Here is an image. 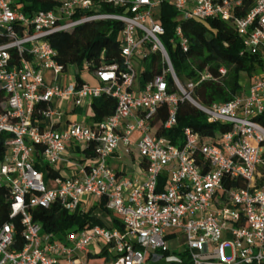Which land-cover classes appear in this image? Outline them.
Segmentation results:
<instances>
[{"label":"built area","instance_id":"2783aa9c","mask_svg":"<svg viewBox=\"0 0 264 264\" xmlns=\"http://www.w3.org/2000/svg\"><path fill=\"white\" fill-rule=\"evenodd\" d=\"M58 1L55 8L26 13L17 0H0L4 38L0 90L8 95L7 109L0 113V133L12 135L0 161V186L10 190V218L20 217L24 239L21 248L15 247V223L0 225V264H91L89 255L100 253L101 248L115 257L95 264H151V257L164 258L167 264H264V181H258L264 165V126L259 120L264 113V0ZM163 2L179 13L170 42L183 52L189 51L190 40L180 21L233 23L245 50L262 59L247 92L212 104L193 98L195 82L179 78L162 41L166 30L159 7ZM104 3L121 10L101 11ZM102 20L123 24L120 48L125 64L96 71L97 85L75 79L63 86L59 78L66 71L47 38ZM152 55L160 57V65L153 78L142 84L139 67ZM47 71L54 73L51 84L45 79ZM226 72L220 69L221 75ZM103 95L117 99L112 116L94 126L71 122L57 129L63 111L55 101L73 98L76 106H82ZM184 99L201 110L208 122L229 129L211 138L187 127L181 145L158 134L178 125ZM164 105L168 116L155 123ZM69 142L92 148L95 159L79 165L78 174L53 178L50 184L37 162L63 163ZM37 146L43 148L39 159ZM121 146L125 154L137 149L143 180L121 176L109 165ZM224 180L243 184L228 186ZM85 195L105 200L107 208L121 217L123 230L87 226L69 230L65 240L54 241L34 220V209L55 203L74 213ZM175 231L185 244L177 251L168 242ZM226 247L231 248L230 255Z\"/></svg>","mask_w":264,"mask_h":264},{"label":"trees","instance_id":"16d2710c","mask_svg":"<svg viewBox=\"0 0 264 264\" xmlns=\"http://www.w3.org/2000/svg\"><path fill=\"white\" fill-rule=\"evenodd\" d=\"M17 4L24 12L31 13L33 10L52 9L58 4V0H17ZM160 21L165 27L166 33L162 36L174 68L179 78L188 83L194 81L196 86L192 91V96L203 104L214 102H226L243 92V77L251 78L256 70L261 66L262 59L258 54L245 50V44L233 23L220 19L207 20H182L180 21L185 35L190 40V49L183 52L180 48L173 47L170 40L175 36V30L179 21L176 19L178 11L169 3L163 2L160 5ZM120 8L112 7L104 3L101 11L116 12ZM123 24L112 20L93 21L81 24L70 30L54 33L47 39L51 46L57 51L55 57L57 62L66 71L70 65H76L79 70L95 74L103 67L113 64L123 66L124 56L120 48V36ZM4 38L0 36V43ZM12 56L16 62L19 56L12 50ZM146 60L147 68L142 73L140 81L144 84L152 79L156 73V68L160 65V57L150 56ZM224 67L227 72L221 75L220 69ZM155 69V70H154ZM210 73L212 78L202 80V74ZM78 83H83L81 73L76 75ZM171 91V90H170ZM173 91V89H172ZM7 97L5 91L0 90V113L7 109ZM117 107V99L112 96L103 95L93 100L94 121L102 122L112 116ZM168 116V107L163 106L155 120L163 122ZM259 120L264 126V113ZM190 127L195 132L208 137H215L227 131L229 127L223 123H210L207 116L193 105L189 100L180 102L178 110V125L170 129H161L158 134L164 135L172 140L176 145H181L184 129ZM12 135L0 133V161L7 154L6 141ZM214 140V139H213ZM214 143H217L215 140ZM43 148L37 146L36 157L41 158ZM89 155H95L92 148H86ZM37 168L43 171L45 179L60 177V173L53 166L42 165L37 162ZM258 181H264V165L260 169ZM161 184L166 181L165 176L161 177ZM228 186L243 184L241 180H228ZM101 208L109 213L114 227L123 230L124 224L120 216L111 212L106 201L102 200ZM95 208L82 211L79 207L74 213H69L60 203H55L50 208L38 207L33 210L34 220L42 225V232L50 234L52 239L63 241L66 234L72 229H81L94 225L105 226V222L93 215ZM11 221L15 223L17 232L15 236V247L23 246V226L20 217L10 218V190L5 186H0V225ZM112 228V227H111ZM115 255L110 254L105 249L100 254H90L89 263H103L111 261Z\"/></svg>","mask_w":264,"mask_h":264},{"label":"crops","instance_id":"0c3cea01","mask_svg":"<svg viewBox=\"0 0 264 264\" xmlns=\"http://www.w3.org/2000/svg\"><path fill=\"white\" fill-rule=\"evenodd\" d=\"M88 75L89 78L83 77L84 81H87L93 85L99 84V81L95 76V74L89 73ZM66 77L67 74L59 78L63 86H66L71 83V82L67 83ZM45 79L47 83L51 84L54 79V73L52 71H47L45 73ZM54 103H56V105L60 107L61 110L63 111L62 118L58 120L56 124L57 129L65 128L71 122H79L91 126H94L97 123L94 121L93 118L94 115L93 102L86 103L82 106H76L74 102L72 104L71 101H69V99L57 100ZM94 159H95V155L87 154L85 147L81 146L76 142H69L67 145L66 161L53 167L59 171L60 176L62 177L74 176L78 174L79 165L91 164L94 161ZM109 165L121 176L134 178L138 180H143L145 178V173L143 171L141 164L139 163L138 152L136 148H134L132 154H125L123 151V147L121 146L109 159ZM50 180L48 181V183L52 184ZM101 203L102 200L99 201L93 196L85 195L83 197L80 208L82 209V211H88L92 208H95L93 215L101 218L106 224L105 227L116 228L112 223L110 214L102 210ZM86 207L88 208L84 210V208ZM95 247L97 248V250L101 248V246L99 245H96ZM105 249L106 248H101L100 253H102ZM100 253H96V254H100ZM157 260L160 259L151 257L150 261L152 263V261H157Z\"/></svg>","mask_w":264,"mask_h":264},{"label":"rangeland","instance_id":"374dc122","mask_svg":"<svg viewBox=\"0 0 264 264\" xmlns=\"http://www.w3.org/2000/svg\"><path fill=\"white\" fill-rule=\"evenodd\" d=\"M151 58V57H150ZM149 58V60H150ZM147 68V63L146 62H142L141 66L139 67L140 70V74L139 76H142L143 70ZM81 73V75L85 78H89V73L87 71H80L79 68L76 65H70L69 68L66 70V80L67 83H72L74 82V80L76 79V75ZM251 83V78L244 76L243 77V92H247L249 86ZM69 101H71V103L73 104V98H70ZM261 169V168H260ZM88 207L84 208V210H86ZM223 240H227L225 233L223 234ZM169 242V246L171 249H174L175 251L182 249L185 244L183 243V237L181 235V233L179 231H175L174 236L171 237V239L168 241ZM226 253L227 255L231 254V248L230 247H226ZM151 264H167L166 260L160 259L157 261H152Z\"/></svg>","mask_w":264,"mask_h":264}]
</instances>
